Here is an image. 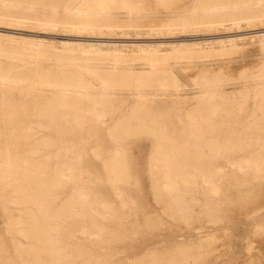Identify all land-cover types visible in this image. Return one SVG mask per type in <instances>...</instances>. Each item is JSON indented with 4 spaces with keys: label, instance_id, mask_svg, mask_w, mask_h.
I'll return each mask as SVG.
<instances>
[{
    "label": "rangeland",
    "instance_id": "rangeland-1",
    "mask_svg": "<svg viewBox=\"0 0 264 264\" xmlns=\"http://www.w3.org/2000/svg\"><path fill=\"white\" fill-rule=\"evenodd\" d=\"M69 1L31 0L27 12L40 18H64L69 15ZM206 1L246 9L186 25L195 22L191 19L202 12ZM128 2L135 5L132 12L115 0L106 10L108 20L91 29L62 22L47 25L37 19L0 20V74L27 76L28 80L37 77L39 83L44 71L57 74L60 69L78 66L72 65L75 62L92 82V95L84 96L82 106L102 112L97 126L95 119L86 120L77 131L71 116L68 130L60 135L46 124L34 130L36 140L46 138L61 145L47 148L45 153L59 151L56 161L75 164L80 174L65 187L57 204L67 200L76 188L89 193L88 198L94 197L91 192L98 196L92 211L100 227L87 232L78 229L75 239L85 252L99 256L106 264H264V171L255 173L243 163L251 149L264 148V0L253 5L260 11L258 16L233 21V14L251 15V0ZM9 8L24 13L21 7ZM212 20L216 22L208 23ZM165 68L169 70L163 71ZM26 83L29 87L22 92L0 89V96L9 97L3 107L12 104L22 108L26 104L31 111L30 81ZM42 91L50 95L53 89L37 84V106ZM142 109L167 118L163 138L150 129L151 122L141 125L122 119ZM86 113L93 117L90 111ZM25 119L22 126L33 125L30 115ZM254 119L263 121L258 131L248 130ZM144 127L148 128L144 131ZM191 131L198 135L202 131V138L207 135L223 141L218 154H204L212 158L206 161L203 172L218 174L212 178L216 191H210L211 186L201 178L187 188L179 180L180 200L166 203L165 197L156 194L163 188V179L158 177L161 163L153 160L157 142H182ZM118 150L119 171L109 173L105 165ZM5 201L7 197L0 196V245L5 258L17 263L6 216L16 210L5 211ZM169 203L174 208L180 204L182 209L178 211ZM120 233L124 239L114 241ZM16 238L25 243L20 235Z\"/></svg>",
    "mask_w": 264,
    "mask_h": 264
},
{
    "label": "bare ground",
    "instance_id": "bare-ground-1",
    "mask_svg": "<svg viewBox=\"0 0 264 264\" xmlns=\"http://www.w3.org/2000/svg\"><path fill=\"white\" fill-rule=\"evenodd\" d=\"M114 1L115 0H70L67 11L69 15L66 17L58 18L45 16L40 18L38 15L30 16L28 14L27 10L30 8L28 5L29 3H32L31 0H0V20L9 22L15 21V19H17V21H20V19H37L47 25H56L59 24V22H62L77 29H91L99 25L100 22L108 20L105 13ZM259 1L261 0H251L249 7L252 11L251 15L243 16L241 14V16L236 17L235 14H233L234 16L231 18L232 21L258 16L260 11L258 12L255 10L253 5L256 2L260 4ZM120 2L131 12L135 8V5L129 3L128 0H120ZM11 5L14 7H21L24 13L18 14L16 12V14L15 12H12L9 8ZM245 9L241 8L239 10H235L234 8L232 9L224 6L223 4H209L206 1L205 4L201 6L202 12L199 15H194L193 19H191H195V22L191 21L186 25L198 23L196 22V19H212L224 14H229L232 11L244 13ZM215 22L216 21L214 20L208 21V23L211 24ZM152 60V65L154 66V61L157 60V58L154 57ZM59 64L61 65V63ZM72 65L78 66L71 67L72 69H60L57 74H49L48 72L45 73V71L42 73V76L39 78V83L42 87H51L53 91L50 95L45 94L42 91L41 104L39 106L36 104V89L37 84H39L37 82V77H33L28 80V78H26L27 76L14 77L8 74H0V85H2V88L0 89H5L6 93L13 92L15 90H21V92L22 90L24 91L29 87V83L27 84L26 81H30L33 101L31 111L28 109L26 104H24L22 108H15L12 104H10L11 107L8 108L3 107L5 100L9 102L8 94L0 96V123H4V125L0 124V196L7 197V202L5 201L6 203H4L5 206L2 205L5 211L13 209L16 210L15 214L10 215V213H8L6 216L9 221L7 228L10 235L13 236L12 241L15 244L17 260L19 261L16 263L14 260L6 259L0 245V264H106L101 261L102 259L99 256H96L93 253L85 252L81 246L82 243L75 239V232L79 231L78 229L82 230V232H87L88 229L95 231V229L100 227V223L95 222V213L92 211V205L97 203L96 201H98V196H96L95 192H91L94 197L88 198L90 196L89 193L84 191L82 188H76L69 194V198L67 200L61 204H57V199L65 191V187L73 179L79 177L80 174L76 173L77 167L75 164L56 161V159L60 157L59 151H55L53 153L44 152L45 149L51 147L60 146L61 148L60 144L55 141L51 142L46 138H42L40 141L36 140L37 136L34 134V130L38 129L35 128V126L44 127L46 124L48 125V128L50 127L54 132L60 135L64 131L68 130L66 124L69 122L71 116H74V120H76L78 126H76L75 130L77 131L81 130L82 124L86 120L95 119L96 126L97 123H100L102 112H98L94 109L87 110L82 106V103H84V96L90 97L92 95L90 94L91 92H89L92 82L86 78V72L83 71L80 64L73 62ZM45 70L48 71L47 69ZM168 70L169 69L165 68L163 71ZM104 84H107V81H104ZM162 84L161 86H163ZM5 104L7 103L5 102ZM260 104L262 105L263 103ZM257 106L258 105H256V107ZM260 108L262 110L263 107L260 106ZM88 111L93 114V117H91L89 113H86ZM262 111H264V109ZM149 113H151L149 109L134 110L125 114L122 119L127 123L135 122L141 125L151 122L152 124L150 129L157 133V135H160V138H163L161 135H163L166 131L163 124H165L164 120L167 118L158 112V114L154 113L153 115H150ZM250 113L251 112H249V114ZM28 115L33 118V125L28 127L22 126L21 123L26 121L25 118ZM147 116H149V118H147ZM222 117L223 116H221V119ZM250 117H252V115ZM261 120L258 119L257 121L254 119L251 122L254 124H252L253 126H248L249 129L247 126L245 127H247L248 130L258 131L262 128L258 125L260 122L264 121ZM141 125L139 127H142ZM199 125L198 127H200ZM226 127L228 128V126ZM128 128H130L129 125ZM146 128L144 127V131ZM202 129L204 132V127H202ZM243 129L245 130V128ZM201 132H199V135L195 132L197 134L196 135L191 131V135L182 142L172 140L165 143L166 141L163 142L161 141L162 139L157 142L158 149L155 151V154L157 152V157L153 158V160L161 163L162 174L158 177L163 179V188H159L156 194L161 197H165L167 199V201L165 200L166 203L171 202L172 200H180L179 197L181 196L178 194V188L181 184L179 180L183 181V185L186 187L194 184L198 178H201L205 183L211 186V188L209 187L210 191H216V186L213 187L212 185V178L218 174L203 172L204 169H206L205 164L210 162L209 159L212 158L209 156V159H207L204 157V154H218L220 147L223 146V141L221 142L220 139H212L211 135V138H209L204 133L203 134L207 139H205V137L202 138L203 135L200 134ZM211 132H213V130L209 133ZM215 136L216 135H214L213 138H215ZM220 136L222 137V135ZM164 139L166 140L167 137ZM223 139L224 138H222V140ZM229 140L227 141L228 145ZM98 141L101 143L100 140ZM206 147H208V149ZM205 148L209 151L208 153ZM119 154L120 151H116L115 155L110 157L105 165V170H108L109 173L110 171H119L118 169L120 167L116 165L119 160L117 159ZM246 154H248V156L243 160V163L247 165L248 169L261 174V172L264 171V148L251 149L249 153ZM52 158L55 161L53 164L51 163ZM157 163L158 162H156V164ZM192 170H194V172H192ZM197 172L203 173L199 174ZM153 177L156 178L157 176L154 175ZM258 181H261V179ZM92 184L91 186L94 187ZM112 187L114 186L112 185ZM107 205L104 204L102 206L108 207ZM169 205L174 208L173 204L169 203ZM179 205L180 204H177V207L175 206L174 209L178 211L181 210L182 207ZM122 233L116 235L114 241L123 240L124 237ZM17 235L24 238L25 243L22 242L21 239L16 238ZM24 244H27V246H23ZM77 260H81L82 263H76Z\"/></svg>",
    "mask_w": 264,
    "mask_h": 264
}]
</instances>
